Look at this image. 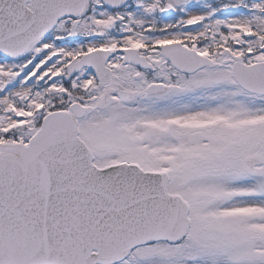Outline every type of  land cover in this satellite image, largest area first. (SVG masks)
<instances>
[{"label": "snow or ice", "instance_id": "snow-or-ice-1", "mask_svg": "<svg viewBox=\"0 0 264 264\" xmlns=\"http://www.w3.org/2000/svg\"><path fill=\"white\" fill-rule=\"evenodd\" d=\"M0 264H264V0H0Z\"/></svg>", "mask_w": 264, "mask_h": 264}]
</instances>
